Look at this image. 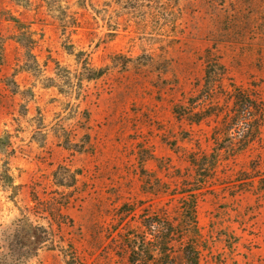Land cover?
<instances>
[{
    "label": "rangeland",
    "instance_id": "obj_1",
    "mask_svg": "<svg viewBox=\"0 0 264 264\" xmlns=\"http://www.w3.org/2000/svg\"><path fill=\"white\" fill-rule=\"evenodd\" d=\"M241 90L264 105V0H0V264L180 258L152 221L197 178L198 264H264Z\"/></svg>",
    "mask_w": 264,
    "mask_h": 264
},
{
    "label": "trees",
    "instance_id": "obj_2",
    "mask_svg": "<svg viewBox=\"0 0 264 264\" xmlns=\"http://www.w3.org/2000/svg\"><path fill=\"white\" fill-rule=\"evenodd\" d=\"M240 93V94H239ZM236 94L235 99L233 100V109L235 112L234 118L238 117V113L241 112L242 116L245 117L246 123L250 130L254 127V118L256 117L257 111H260L262 121L264 120V105L259 104V102L254 99L250 93H246L245 91H239ZM238 95H241L239 98ZM237 107V108H236ZM236 108V111H235ZM262 124H259V128ZM211 156H216L213 153ZM209 158L208 155H204L202 159ZM199 157L196 154L191 156L190 163L193 169H196L198 165H200ZM208 184L207 179L197 178L196 182L194 181L192 184H188L180 188L177 186L176 192H172L175 200H177V204L175 205V218L172 219L168 215L155 216L152 221V226L156 227V224L162 225V223H169L172 225L171 222L176 221L177 226L179 228V233L184 234L185 237L189 238L187 242V252L183 254L180 258L178 257H170L169 255L166 256L164 259L160 260L159 258H154L152 255V263L151 264H198L200 260V251H199V244L201 242L202 232L199 226L198 218H197V206H198V199L200 194L203 192L205 187ZM179 193L181 196L176 198V194ZM151 225V224H150ZM165 226V225H164ZM171 227V226H169ZM172 229V227H171ZM169 238V234L166 236ZM173 245L171 242H168L166 246H158V244H153L151 246L152 252L157 250H172ZM132 253L129 257V262L132 264H147V259L140 257V250H136V248L131 249ZM184 256V257H183ZM182 261V262H181Z\"/></svg>",
    "mask_w": 264,
    "mask_h": 264
}]
</instances>
